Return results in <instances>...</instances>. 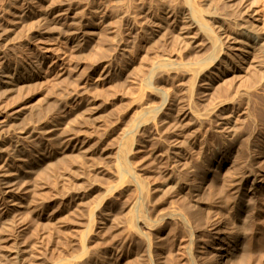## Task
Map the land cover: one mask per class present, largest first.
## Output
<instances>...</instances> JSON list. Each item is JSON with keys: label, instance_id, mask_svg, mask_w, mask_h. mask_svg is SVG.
Returning a JSON list of instances; mask_svg holds the SVG:
<instances>
[{"label": "rangeland", "instance_id": "rangeland-1", "mask_svg": "<svg viewBox=\"0 0 264 264\" xmlns=\"http://www.w3.org/2000/svg\"><path fill=\"white\" fill-rule=\"evenodd\" d=\"M190 1L217 33L223 57L197 78L155 79L161 99L144 86L156 61L193 64L211 50L186 20L184 0H0V31L15 30L6 41L0 32V70L17 82L0 91V125L28 114L0 129V176L7 171L17 189L0 193V264H147L155 255L162 264H205L217 244L210 225L218 172L231 178V230L238 181L254 180L242 215L243 262L227 263L264 264V0ZM27 6L31 18L19 23ZM144 7L158 20L157 38L146 34ZM147 104L159 112L143 115L148 128L129 134ZM180 106L194 110L189 123ZM232 106L242 113L236 124L227 118ZM51 127L76 136L49 144ZM232 132L240 134L234 148ZM122 143L133 145L127 166L151 190L141 206L146 219L172 209L186 226L167 218L152 231H133L138 191L118 172Z\"/></svg>", "mask_w": 264, "mask_h": 264}, {"label": "bare ground", "instance_id": "bare-ground-1", "mask_svg": "<svg viewBox=\"0 0 264 264\" xmlns=\"http://www.w3.org/2000/svg\"><path fill=\"white\" fill-rule=\"evenodd\" d=\"M145 8V7H144ZM150 9L149 8H145L143 11V15L145 17H147L148 19V28L146 29V34L148 35V37L151 39L153 38H157L158 34L160 35V25L158 23V20H155V18L153 17V13H151L149 11ZM184 12H185V16H186V20L190 23V25L196 30L198 31V33H200L202 35L203 38H205V40H207L211 46V50L209 53H206L205 56L203 58H200L199 61L193 63V64H189V62H185V64H181L180 65H175L176 63L178 64V62H174L175 64L170 63L168 62L169 60L167 61H162V60H159L156 61L157 63H155L153 65V67L151 66V70L149 71V74L146 73V75L148 74V78H147V81L145 82L146 85L145 88L146 90L148 91V93H151L161 99H165L167 97L164 98V95L165 93H163V89H160L159 86L161 87V85L159 86H154V85H157V82L156 84L155 79H159V78H164L165 76H169L170 73L172 72H178L180 73L182 76H199L202 72H204V70L210 68V67H213L216 65V63L218 62V60H220L222 57L221 55L223 54L222 52V45H220L219 43V40H218V37L216 36V32H213L214 30H212L210 27V25H208L206 22H205V19H204V16L202 15V13H200L197 8L194 6V4L191 3L190 0H184ZM46 11H42L40 13V15H43L45 14ZM260 13H262V10L261 9H257L255 10V14L256 15H259ZM31 18V11H30V8L29 6L23 8V10L21 11L20 13V18H19V23H24L26 22L27 20H29ZM168 18V17H167ZM146 22V23H147ZM16 28V27H15ZM14 28V29H15ZM9 29V28H7ZM12 28H10V30H7L5 31V33L3 32V34H1V39L2 41H6L7 39L10 40L9 38H12L14 35V31L15 30H11ZM5 30V29H4ZM1 32V31H0ZM1 32V33H2ZM244 32V31H243ZM216 33V34H215ZM16 34V33H15ZM13 35V36H12ZM68 35V34H67ZM181 35H183V38H187L189 35H188V32L184 31L181 33ZM72 41H79L78 39H80L77 36H71L70 37V34H69V37ZM1 41V42H2ZM222 44V43H221ZM199 59V58H198ZM197 59V60H198ZM166 60V59H165ZM191 63V62H190ZM180 75V76H181ZM201 76V75H200ZM147 77V76H146ZM6 78V76L4 75V73L0 70V91L1 92H8V91H11L13 89H15L14 87L16 86L17 82L15 80H9V79H4ZM184 78V77H183ZM189 78V77H188ZM155 80V81H154ZM165 80V79H164ZM163 80V82H164ZM154 81V82H153ZM153 82V84H152ZM161 82V81H160ZM144 83V84H145ZM164 84V83H163ZM165 92V91H164ZM181 98V97H180ZM179 100L178 99V103H179ZM166 102V100H162L161 102ZM184 102V101H183ZM182 103V101H181ZM180 103V104H181ZM231 103V102H230ZM162 104V103H161ZM149 105V104H147ZM182 105V104H181ZM220 105V104H218ZM217 105V106H218ZM158 106V105H157ZM178 106V105H177ZM159 107V106H158ZM216 107V106H215ZM215 107H214V110H215ZM240 107V106H238ZM155 106L154 108L151 107V105L149 106H145L142 108V112H141V115L140 116H136V121L134 123V125L131 127V130H129V134L130 133H136V132H139V130L141 129H146L148 128V126L150 125V120H144L143 119V115H145L146 113H149V112H152V111H156V112H159L158 109L155 110ZM160 108V107H159ZM178 108V107H177ZM217 108V107H216ZM242 108V107H241ZM213 109V108H211ZM27 110V109H26ZM30 111V110H29ZM28 111V113H30ZM194 110L190 108H186L185 109V106H180L179 107V112H183L182 115H185L184 118L187 119L189 117H192L194 116L195 114L193 113ZM210 112V111H208ZM140 113V112H139ZM138 113V114H139ZM158 114V113H157ZM194 114V115H193ZM27 114V111H19V112H15L7 121H4L3 124L0 125V129L3 128V127H11V125H13L15 122L17 121H21L22 119H26L28 116ZM156 115V114H155ZM179 115V114H178ZM242 115L241 113V110L239 108H235L234 106H232L231 108V113L227 116V118H230L231 122L232 123H237V121L240 119V116ZM177 116V115H176ZM138 117V118H137ZM178 117V116H177ZM181 118V117H180ZM183 118V116H182ZM181 118V119H182ZM135 119V118H134ZM180 119V120H181ZM227 120V119H226ZM229 120V119H228ZM188 121V119H187ZM186 121V122H187ZM184 122V123H186ZM228 122V121H227ZM22 123V122H21ZM174 123V122H173ZM189 123V121L187 122ZM19 123L16 125L18 126ZM186 125V124H185ZM184 125V126H185ZM188 125V124H187ZM231 125V124H230ZM14 126V125H13ZM15 126V127H16ZM233 126V125H232ZM54 127V126H53ZM51 127V128H53ZM151 127V126H150ZM50 129V128H49ZM237 129V128H236ZM61 131V130H60ZM240 131V130H239ZM63 132V131H62ZM58 133V130L53 128L51 130H49V132H47L48 135V138H47V142L49 144H58V143H64V142H70L72 139H73V136H76V135H72L71 133H66L63 132V133ZM241 132V131H240ZM75 133V132H74ZM242 133V132H241ZM76 134V133H75ZM128 134V135H129ZM230 134V133H229ZM132 135V134H131ZM135 135V134H133ZM47 136V135H46ZM230 137L228 138V142L229 144L234 148V146L239 142L240 140V134L238 132H232L231 135H229ZM227 142V141H226ZM48 144V145H49ZM121 144V143H120ZM118 144V149H119V152H118V159H116L117 157H115V159L118 161V172L121 174V175H124L123 177H125V181L127 184L125 185H128L130 187H135L138 191V196H137V199L136 201L134 202L133 206H132V215L130 217V224H131V227L133 229V231L137 230L138 227H143V229H147V230H154L158 227V225L163 222L165 219L167 218H175L176 220H179L183 223V225H185V221L183 220V218L178 215L175 211H171L168 210L169 212L167 213V211L162 214V215H159L157 216L156 219H154L153 221H150L148 219H146V217L143 215L144 214V211L142 212V209H141V206H142V203L145 201L146 199V188H145V185H143V183L141 182V180L138 178V176L136 175L135 171L133 172V167H132V171L128 168L127 166V160H128V157L130 155V152L132 150V147L133 145H130V144H123L119 147ZM17 145V144H16ZM231 146L229 148H231ZM15 147V146H14ZM117 147V146H116ZM227 150V149H226ZM225 150V151H226ZM3 150H0V153L2 152ZM5 151V150H4ZM237 152V151H236ZM237 155V154H236ZM24 156V155H23ZM116 156V154H115ZM27 157V156H26ZM230 156L228 154L224 155V156H219L220 160L218 161L219 162V165H221L222 169L226 166V162L228 161V158ZM234 159V157H233ZM237 160V159H236ZM241 163V162H239ZM238 163V164H239ZM6 164L3 165V167L5 166ZM217 165V164H216ZM243 166V165H242ZM221 169V170H222ZM237 169V168H236ZM220 171V170H219ZM246 171V170H245ZM243 171V172H245ZM5 172V173H4ZM3 174L0 176L2 177V180H0V193L2 195L3 198H8L10 197L12 194L15 193V191L17 190L16 187L14 186V183L12 184H9V182L6 181V179L9 177L7 171H4ZM223 172V171H222ZM242 172V173H243ZM247 172V171H246ZM217 173V171H216ZM247 174V173H246ZM227 175V174H226ZM224 173H221V172H218L217 175H216V181H217V185L219 186L220 185V188L221 189H218L219 191V205H218V211L216 212V209H215V213L217 216L215 218V220L211 223L210 225V230L214 236V239L217 240V244L216 246H214V248H212V252H210L205 259V264H224V263H227L231 260H233V258H236V257H240L238 256V252H239V246L242 242V239L244 238V231L243 230V227L245 225V218H242V215L243 213H247L248 212V202L246 200V197H248V193H250V189H252V185H253V182L254 180L251 181V175L250 174H247L245 175L244 177L241 178L240 182L238 181V183L240 184V199H239V202H237V212H236V220L235 222H233V227H232V230H231V226L229 227V224L227 223V219L226 217L228 215H226V210H227V207L229 206L230 204V188H231V178L226 176ZM242 175V174H241ZM240 177V175H239ZM9 179V178H8ZM216 183V182H215ZM145 184V183H144ZM161 184V183H160ZM164 184V182H163ZM167 184V183H166ZM234 184V183H233ZM162 185V184H161ZM169 185V184H168ZM166 185V186H168ZM147 186V185H146ZM156 186V185H154ZM125 187V186H124ZM149 187V185H148ZM147 187V188H148ZM158 187V186H156ZM217 187V186H216ZM215 187V188H216ZM233 187V186H232ZM162 188V187H161ZM165 188H168V187H165ZM164 186H163V190L165 189ZM128 189V187H127ZM152 189V187H151ZM157 189V188H155ZM217 189V188H216ZM248 189V190H247ZM162 190V189H160ZM149 191V189L147 190V192ZM151 191V190H150ZM149 191V193H150ZM217 192V193H218ZM232 192V191H231ZM234 192V190H233ZM239 192V191H238ZM148 193V194H149ZM236 194V193H235ZM233 196V195H232ZM231 196V197H232ZM218 197V196H217ZM251 197V196H250ZM235 197H233L234 199ZM135 200V199H134ZM249 200V199H248ZM251 200V199H250ZM149 203V201H148ZM250 203V201H249ZM251 204V203H250ZM217 205V203H216ZM234 205V204H233ZM232 205V207H233ZM130 207V206H129ZM216 207V206H215ZM231 207V206H230ZM229 208V207H228ZM232 210V209H231ZM234 211V210H233ZM235 212V211H234ZM233 212V214H234ZM250 213V212H249ZM214 214V213H213ZM231 215V214H230ZM235 215V214H234ZM211 216H209L210 218ZM213 217V215H212ZM229 217V216H228ZM227 217V218H228ZM232 217V216H231ZM245 217V216H244ZM214 218V217H213ZM247 218V217H246ZM185 219V218H184ZM230 219V218H229ZM233 219V218H232ZM231 220V219H230ZM209 221V220H207ZM180 222V224H181ZM187 222V221H186ZM230 222V221H229ZM248 222V220H247ZM207 224V222H206ZM205 224V226H206ZM247 225V224H246ZM186 226V225H185ZM189 225H187L188 227ZM248 226V225H247ZM209 227V226H208ZM247 231V230H246ZM136 232V231H135ZM184 232V231H183ZM193 232V231H192ZM210 232V233H211ZM186 233V232H185ZM209 233V234H210ZM137 234V233H136ZM139 234V233H138ZM246 234V233H245ZM188 235V234H187ZM189 237L193 238L192 235H188ZM210 236V235H209ZM246 236V235H245ZM190 238V239H191ZM213 238V237H212ZM214 239H210V240H214ZM193 241V240H192ZM208 242V240H207ZM206 242V243H207ZM148 243V242H147ZM147 243H145L147 245ZM205 243V242H204ZM213 243V242H212ZM149 244V243H148ZM208 244V243H207ZM213 245V244H212ZM244 245V244H243ZM204 246V245H203ZM209 246V245H208ZM227 246V247H226ZM242 246V244H241ZM147 247V246H146ZM145 247V248H146ZM150 247V245H149ZM152 247V246H151ZM150 247V248H151ZM243 248V247H242ZM147 249H149L147 247ZM152 249V248H151ZM149 251V250H148ZM205 251V250H204ZM243 251V250H242ZM203 252V251H202ZM206 252V251H205ZM208 252V250H207ZM204 253V252H203ZM150 254V253H149ZM152 255V254H151ZM240 255V254H239ZM243 255V254H241ZM154 256V255H153ZM150 258V257H149ZM242 257H240V259L238 261H242L243 262V258L241 260ZM235 262V260H233ZM233 261L231 262V264L233 263ZM240 262H237L238 264ZM241 262V263H242ZM189 263V261H188ZM147 264H162L160 258L158 255H155L154 258H152V260H150ZM189 264H196L195 262H190ZM228 264V263H227Z\"/></svg>", "mask_w": 264, "mask_h": 264}]
</instances>
